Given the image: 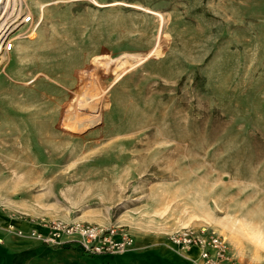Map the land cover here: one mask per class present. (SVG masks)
<instances>
[{
    "label": "rangeland",
    "instance_id": "rangeland-1",
    "mask_svg": "<svg viewBox=\"0 0 264 264\" xmlns=\"http://www.w3.org/2000/svg\"><path fill=\"white\" fill-rule=\"evenodd\" d=\"M4 5L0 218L214 232L264 264V0Z\"/></svg>",
    "mask_w": 264,
    "mask_h": 264
},
{
    "label": "built area",
    "instance_id": "built-area-1",
    "mask_svg": "<svg viewBox=\"0 0 264 264\" xmlns=\"http://www.w3.org/2000/svg\"><path fill=\"white\" fill-rule=\"evenodd\" d=\"M37 19L29 8L24 11L20 25L25 30L19 35L28 37L40 24ZM17 36L3 37L0 43L3 50H12ZM14 231L19 236L31 238L47 246L61 247L75 243L88 256L119 255L135 248L133 234L118 224L106 226L77 220L42 219L28 230L16 228ZM169 241L182 252L198 248L197 257H188L194 264H239L226 239L214 232L186 228L171 234Z\"/></svg>",
    "mask_w": 264,
    "mask_h": 264
},
{
    "label": "crops",
    "instance_id": "crops-1",
    "mask_svg": "<svg viewBox=\"0 0 264 264\" xmlns=\"http://www.w3.org/2000/svg\"><path fill=\"white\" fill-rule=\"evenodd\" d=\"M16 224L24 230L34 226L28 220ZM14 225L12 220L0 218V264H193L188 257L198 255L197 250L180 253L167 241L162 242L164 245L146 247L141 239H136L135 248L124 254L88 256L75 243L53 247L19 236Z\"/></svg>",
    "mask_w": 264,
    "mask_h": 264
},
{
    "label": "bare ground",
    "instance_id": "bare-ground-1",
    "mask_svg": "<svg viewBox=\"0 0 264 264\" xmlns=\"http://www.w3.org/2000/svg\"><path fill=\"white\" fill-rule=\"evenodd\" d=\"M4 1L5 0H0V24H1V21H2V12L5 10V8H6V5H4ZM58 1H55V2H51V3H48V4H42L41 5V9L42 10H44L45 9V7L46 6H48V5H53V4H55V3H57ZM97 4H99L97 1H95ZM144 10V9H143ZM147 10V9H146ZM149 12L150 13H153V14H155V15H158V16H160V18L163 16L162 14H161V12H158V11H154V10H149ZM44 13L43 14H41V17H38V19L37 20H39L40 21V24L42 23V20L44 19ZM163 22V21H162ZM40 24L38 25V27L40 26ZM38 27L37 28H35V30L31 33V37L32 36H34V35H36L37 34V29H38ZM149 54H152V53H149ZM147 57H148V55L147 56H145L144 58H142V59H147ZM149 58V57H148ZM4 59V58H3ZM6 59V58H5ZM0 60H1V58H0ZM4 61V60H3ZM3 61H2V63H3ZM142 61V60H141ZM140 61V62H141ZM139 62V63H140ZM0 64H1V62H0ZM132 69V68H131ZM130 69H127L126 71L128 72ZM125 71V70H124ZM125 71V72H126ZM124 72V73H125ZM124 73L122 72V75H121V73H120V75L114 80V83L120 78V77H122L123 75H124ZM113 83V84H114ZM167 243L172 247V248H174L175 250H177L178 252H180V253H184V252H186V253H188V252H191V250H197L198 251V253H199V250H198V248H191L190 250H187V251H184V252H181L178 248H177V246H175V245H173L172 243H170V241L168 240L167 241ZM193 263V262H192ZM194 264V263H193Z\"/></svg>",
    "mask_w": 264,
    "mask_h": 264
}]
</instances>
